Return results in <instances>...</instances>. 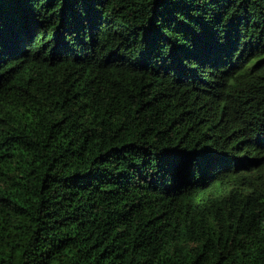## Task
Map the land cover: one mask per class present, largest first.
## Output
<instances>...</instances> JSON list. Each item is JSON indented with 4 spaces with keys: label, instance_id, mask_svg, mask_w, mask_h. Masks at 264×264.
Here are the masks:
<instances>
[{
    "label": "trees",
    "instance_id": "trees-1",
    "mask_svg": "<svg viewBox=\"0 0 264 264\" xmlns=\"http://www.w3.org/2000/svg\"><path fill=\"white\" fill-rule=\"evenodd\" d=\"M0 264H264V0H0Z\"/></svg>",
    "mask_w": 264,
    "mask_h": 264
}]
</instances>
